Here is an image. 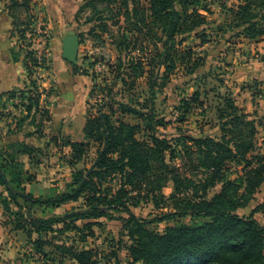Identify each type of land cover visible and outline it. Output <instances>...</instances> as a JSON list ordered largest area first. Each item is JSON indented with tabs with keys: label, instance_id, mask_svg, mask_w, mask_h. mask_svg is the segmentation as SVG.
I'll return each mask as SVG.
<instances>
[{
	"label": "trees",
	"instance_id": "16d2710c",
	"mask_svg": "<svg viewBox=\"0 0 264 264\" xmlns=\"http://www.w3.org/2000/svg\"><path fill=\"white\" fill-rule=\"evenodd\" d=\"M6 1L31 85L7 93L8 101L19 97L22 115L0 112V119L12 117L18 129L30 119L38 134L44 130L43 123L51 120L50 111L41 103L53 93L46 94L47 88L33 76L36 69L49 70L51 60L40 56L38 49L34 51L33 40L27 38V33L39 37L33 0ZM96 1L90 0L91 5ZM98 1L108 4L110 19L119 28L113 40L119 56L116 66L107 67V77L91 75L89 68L73 65L76 74L92 76L93 88L84 127L86 141L67 140L63 144L71 148L66 163L72 168V181L59 194L35 196L27 192L25 184L34 176L21 158L28 156L32 163L39 164L45 151L25 142L1 148L0 183L7 191V195H0L4 224L23 232L44 264H123L118 254L122 249L128 251L132 262L140 264H264V225L254 217L264 205L248 217L238 213L250 205L264 185V150L258 151L257 146V135L264 133V116L246 112L227 92L217 108L219 137L189 133L178 125V136L168 138L160 129L169 122L155 108L160 91L157 87L165 86L179 68L194 73L200 67L202 58L193 47L186 46L192 35L198 38L200 48L211 42V33L262 41L264 0H238L230 6L222 3L224 21L216 23V29L210 32L206 28L211 23L210 0ZM23 14L29 20L22 18ZM98 21L90 35L98 28L103 34L111 32L108 20ZM27 40L30 43L24 44ZM46 42L49 47L48 38ZM147 42L153 43V50L142 46ZM139 46L149 51L148 57L125 63ZM130 68L135 76L148 74L150 97L144 104L138 102L139 106L134 100L111 98L107 86L112 74L126 86ZM204 105L200 93H193L177 107L180 112L176 121L185 122L193 107L197 111ZM125 117H133L136 122H127ZM239 168L241 174L237 173ZM170 183L173 191L167 196L165 189ZM217 187L220 191L209 197ZM80 201L82 207L72 206L63 215L37 214ZM144 202L156 208L167 206L170 211L151 221L139 218L132 208ZM103 218L122 222L121 235L130 241L127 246L123 240L110 252L87 246L90 238L97 237L95 228H104ZM175 218L203 221L170 226L163 232L148 228L152 222Z\"/></svg>",
	"mask_w": 264,
	"mask_h": 264
},
{
	"label": "rangeland",
	"instance_id": "374dc122",
	"mask_svg": "<svg viewBox=\"0 0 264 264\" xmlns=\"http://www.w3.org/2000/svg\"><path fill=\"white\" fill-rule=\"evenodd\" d=\"M5 2L7 1L0 0V4L2 5H5ZM96 2V5L93 6L90 0H33L32 4V12L40 19L42 27H44L41 35H46L42 38H29L34 42V51L43 48V44L39 43L41 39L46 40V38H48L50 43V69H36L37 72H35L33 80L37 82L40 80L42 81L39 83H43V88H47L46 94L48 92L53 93L41 103L44 110L53 113V120L50 123L49 121H47L48 123H43L44 130L38 131V134L39 132L46 131L47 135H50V139L53 137L57 138L59 141H53V138L51 139V145L46 150L47 154L43 159V163L45 164L43 167L45 169H43V175L47 176L46 181L49 182L51 178H54L51 182L52 184L61 182L71 174L69 169L57 168L55 166H57V161L62 160L66 162L67 153H63V144L67 141L68 134H71L73 131L77 133L76 128H78L79 125L77 122L74 123V121L79 119L78 117L81 116V112L84 110L82 108V111L76 113L78 117H75L76 115H69L65 110V102L71 97L86 98L93 88L91 75L99 74L107 77V67L109 65L116 66L119 56L113 41L115 39L114 37L118 35L119 28L114 26L113 21L110 19V17H112V11L109 10L110 7L106 2L98 0ZM235 2L236 0H210L212 14L209 16L211 23L206 27L208 32L216 29V23L224 21L225 16L221 10V4L226 3L230 6ZM23 8L24 7H22V11L24 10ZM22 18L29 20L25 14L22 15ZM99 18L108 20V32L109 30H111V32L103 34L102 30L98 28L94 35H90V30L99 25ZM68 34L79 36L80 49L77 65L80 66L82 70H84V68H89L91 71L90 76L81 73L76 74L74 72L73 67L63 59V49L61 45L56 51L53 44L55 39H62ZM15 36L18 38L17 34ZM211 37V42L203 48L197 46L199 41L195 35H192L186 42V46L193 47L197 55L202 58L201 65L196 72L188 73L182 68H179L171 76L169 81L166 82L165 86L157 87V91H160L157 94L155 108L156 112L169 122L166 127L160 129L161 133L168 138L178 136L176 129L178 125L189 133L219 137L220 130L217 108L222 104V96L226 95L227 92H231L237 101L243 102V109L248 110L249 107L251 109L250 105L252 100L250 97L251 94H247V91H245L247 85H249L248 87H252L256 93L264 94L261 92L262 89L258 87L259 81L257 77H255L256 73L261 72L264 68V51L258 50L254 44L247 40L233 37L231 33H211ZM30 40H27L24 44H29ZM142 46L150 47L151 50L154 48L152 42L144 43ZM24 49L25 48H23V50ZM144 50L145 49L139 46L137 50L126 57L125 63L131 61L135 57L147 58L149 51ZM91 64L95 65L91 66ZM133 71L132 68L127 70L128 75H126L125 78L128 84L126 86L123 85L119 78L114 80V74H112V79L107 86L111 90V98L122 102L134 100L137 101L135 104L139 106L138 102L144 104L150 97L148 74L135 76ZM27 82V85L22 89L30 87L29 77ZM132 82H134V84H132ZM241 88L245 91L244 97L241 96V98H238V96L241 95ZM197 91L200 93V98L205 104L204 108L194 111L193 107L185 122L176 121L180 112L177 107L181 104V101L190 98V96ZM94 102L95 101H92V103ZM108 102L109 101H107V103ZM19 104H21V101ZM19 104H15V107L13 103H10L7 113L14 112L16 108L23 110V106ZM253 105L255 106V103ZM90 106H92V104ZM114 106L115 110H119L117 105ZM94 107L91 109L94 110ZM140 107H142V105H140ZM108 109V107L105 108L106 111ZM259 110L260 106H258L257 112ZM39 118L37 121L41 124ZM45 120L47 119L45 118ZM125 120L131 123L136 122V119L133 117H125ZM83 121L82 126H84L85 123V120ZM35 132H37V130ZM257 146L258 151L264 150V133L262 132L257 135ZM57 158L60 160H57ZM21 160L23 159L21 158ZM50 170H52L51 173H49ZM241 170L242 169L239 168L237 173L241 174ZM60 175V179H57ZM64 183H62V186ZM64 190L62 189V191ZM172 191L173 184L170 183L165 189V193L169 196ZM219 191L220 187H217L211 191L209 197ZM136 204L137 205L132 208L133 213L137 217L148 221L155 220L170 211V208L167 206L156 208L153 204L147 202ZM81 205L83 206L82 201L57 210L56 213L52 211L44 213L42 210H39L37 214L39 216H50L51 214L63 215L66 211L70 210L72 206L79 208L82 207ZM261 205H264V185L260 188L250 205L239 210V214L248 217ZM254 217L264 225V208L255 212ZM2 218L3 220L6 219L5 216ZM194 221L202 222L203 219L175 218L163 222H152L148 225V228L156 232H163L167 227L184 223L192 224ZM104 226L103 229L95 228L97 237L89 239L88 247L110 252L113 248L118 246L116 243L119 240H123L126 246L130 243L127 237H122L121 235L122 222L120 220L117 219L113 222L109 221ZM112 238H114V241H112L113 244H111ZM0 240L3 242L0 245V264H44L41 257L36 258L28 253L29 246L31 245H29L30 243L28 239H26L25 234H13L9 229H4L0 232ZM119 256L122 258L121 260L124 261V264H127L128 253L125 249L120 250ZM72 263V261H67L65 264Z\"/></svg>",
	"mask_w": 264,
	"mask_h": 264
},
{
	"label": "crops",
	"instance_id": "0c3cea01",
	"mask_svg": "<svg viewBox=\"0 0 264 264\" xmlns=\"http://www.w3.org/2000/svg\"><path fill=\"white\" fill-rule=\"evenodd\" d=\"M237 2L238 0H236L235 3ZM14 30H15L14 20L6 8V2H5V5L0 4V112H5V113L7 112V109L9 108V105L11 103V101L7 100L8 99L7 93L13 90H20L24 86H26L28 83L27 82L28 76H27V71L25 67V58H24L22 51L20 50V47L18 44V38L15 36L16 34H14ZM64 38L62 39L57 38L53 42L56 51L58 50L60 45L63 49V39ZM251 43L254 44L258 50L264 51V39L259 42H251ZM68 63L73 67V65L70 62ZM255 77H257L259 81L258 87L261 88L262 89L261 92L264 93V68L262 69L261 72L256 73ZM248 86L249 85H247V87L245 88V91H247V94L248 93L251 94L250 97H251L252 103L250 106L252 110L250 109L248 105L249 109L245 111L248 113L256 112L257 114L264 116V94L256 93L252 87H248ZM240 91H241L240 93L241 95H239L238 98L239 97L241 98V96H243L245 92L243 91L242 88ZM88 101H89V93L84 99L83 98L81 99L79 97H71L70 99L67 100V102H65V107H66L65 110H66V113L69 115H72V116L76 115V113H79V111H82V108L84 109L81 112V116L79 117L77 115L75 116L79 118L78 120L74 121V123L77 122V124L79 125L78 128H76L77 133H74L73 131L71 132V134H68L69 136H67V140H70L72 142H85L86 141L84 127L87 121ZM254 103H255V106L253 105ZM237 105L241 107L242 109L244 107L243 102L241 101H237ZM258 106H260V110L257 112ZM12 114L14 116L22 115L21 111L16 110V109L14 112H12ZM50 116H51V120L49 121V123L52 122L53 120V113L51 111H50ZM83 120H85L84 126H82L84 122ZM45 123H48V122L46 121ZM36 129L37 127L30 123V119L25 121L22 128L20 129H18L17 127V120L13 119L12 117L0 119V133H1L0 150L1 148L6 147L12 143L25 142L28 145L41 148L43 151H45V154H47L46 150L51 145V139L53 137H51L50 139V135L48 136L46 131L43 132L42 136H40L39 134L35 133ZM52 140L58 141L57 138H53ZM63 153H67V157H68L69 154L71 153V148L69 146H63ZM45 156L41 158V163L39 164L32 163L28 156L22 157L23 159L22 161L25 164V169L29 170V172L34 176V180L32 182L26 183L25 186H26L27 192L35 196H52V195L59 194L60 192H62V189L64 190V187L66 188V186L72 181V168L66 162L58 158L57 160H60V161H57V166L55 167L62 168V169H69L71 171L70 172L71 174L57 184L51 183L54 180V178H51L50 182L46 181L47 176L43 175V172L45 170L43 168L45 165L43 163V159ZM51 171L52 170H50L49 173H51ZM51 175H55V174H51ZM60 177L61 175L57 179H60ZM62 183H64L63 186H62ZM1 194L7 195V191L5 189V186L0 183V195ZM72 204H76V203H70V204L61 206L59 208L49 209L48 211H52L53 213H56L57 210H60ZM52 215H57V214H51L50 216ZM2 217H4V209L0 202V232L4 229H9V231H12L13 234L23 233L21 231L13 230L12 227L10 226H6L4 224L5 220H3ZM106 221L109 222L110 220H107L105 218L101 219V222H103L104 225H106L107 223ZM82 223H83L82 221L78 222L79 225H82ZM26 239H27V236H26ZM2 243H3L2 240H0V245ZM121 259L122 258H120V260ZM129 262H131V264H140V263L132 262V259L128 253L127 263ZM122 263L124 264V261H122ZM72 264H75V263L73 262Z\"/></svg>",
	"mask_w": 264,
	"mask_h": 264
},
{
	"label": "water",
	"instance_id": "95a60500",
	"mask_svg": "<svg viewBox=\"0 0 264 264\" xmlns=\"http://www.w3.org/2000/svg\"><path fill=\"white\" fill-rule=\"evenodd\" d=\"M80 38L75 34H68L63 39V58L72 65L78 64Z\"/></svg>",
	"mask_w": 264,
	"mask_h": 264
},
{
	"label": "built area",
	"instance_id": "2783aa9c",
	"mask_svg": "<svg viewBox=\"0 0 264 264\" xmlns=\"http://www.w3.org/2000/svg\"><path fill=\"white\" fill-rule=\"evenodd\" d=\"M36 16V15H35ZM36 32H38V35H39V38L41 37H45V35L43 36V35H41V33L43 32V30L41 29L42 28V23L40 22V19H38L37 17H36ZM27 37L28 38H30V37H32V34L31 33H27ZM43 40V41H42ZM46 40H47V38H46ZM46 40H44V39H41V41L39 42V43H42L43 44V48H40V49H38L39 50V54H40V56H42V55H44V56H46L47 58H49V56H50V51H49V47H47V42H46ZM41 79V78H40ZM39 82H42L41 80L39 81ZM44 85V84H43ZM20 99H19V97H17V98H15L13 101H11V103H13V104H16V105H18L19 103H20ZM20 105V104H19ZM29 252L28 253H30V254H32L33 256H35L36 258H40V256L35 252V250H34V248H33V246H29Z\"/></svg>",
	"mask_w": 264,
	"mask_h": 264
}]
</instances>
